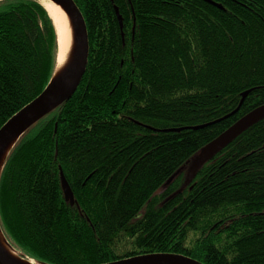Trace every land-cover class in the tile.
<instances>
[{
    "label": "trees",
    "instance_id": "1",
    "mask_svg": "<svg viewBox=\"0 0 264 264\" xmlns=\"http://www.w3.org/2000/svg\"><path fill=\"white\" fill-rule=\"evenodd\" d=\"M72 1L86 70L5 158L7 245L35 264L158 253L264 264V119L184 184L206 143L264 105V0ZM56 48L37 0H0V128L44 91Z\"/></svg>",
    "mask_w": 264,
    "mask_h": 264
},
{
    "label": "water",
    "instance_id": "2",
    "mask_svg": "<svg viewBox=\"0 0 264 264\" xmlns=\"http://www.w3.org/2000/svg\"><path fill=\"white\" fill-rule=\"evenodd\" d=\"M55 4L61 12H64L67 16L68 23L70 24L69 32L70 39L73 44V51L69 61L65 64V67L59 72H56V61L55 69L52 75V79L44 87V91L34 98L32 102L25 105L20 111L15 113L14 116L9 118L5 124L0 128V174L2 171L3 163L5 158L9 154L8 152L17 143V140L21 138L28 129L33 127L37 122L43 119L46 115L56 110L57 107L68 101L71 96L76 92L79 83L83 78L87 66L88 58V43H87V32L85 28V22L81 12L76 7L74 1L72 0H47ZM41 4V3H40ZM42 5V4H41ZM44 8V7H43ZM116 10V9H115ZM46 11V10H45ZM117 20L119 21V26H121V20L118 16L116 10ZM49 16V15H48ZM50 18V17H49ZM51 20V19H50ZM58 56V55H57ZM249 91L241 94V101L237 109L244 102L245 97ZM233 112L231 115L237 112ZM264 119V105L258 106V108L253 109L248 112L245 116L239 118L236 123L227 128L224 132L217 136V138L206 143V146L201 148L197 154L194 161L191 162L186 172L185 186H187L195 177L197 171L203 167L208 161L213 159L218 152L222 151L233 140H235L241 133L246 131L250 126L259 122V120ZM218 121V120H217ZM216 123V122H214ZM213 124V123H212ZM211 125V124H208ZM207 126V125H206ZM206 126H196L192 128L202 129ZM183 129L174 130H163L164 132H179ZM179 171H177L166 184L170 183L174 176ZM1 176V175H0ZM61 190L64 195V200L70 204V206L75 205L73 193H71L68 183L65 181L63 174H60ZM178 190L177 193H180ZM176 193V194H177ZM173 194L171 197H173ZM170 197V198H171ZM0 236L3 238L0 229ZM5 246L7 249H11L7 245L5 238H3ZM14 253L15 251L11 249ZM16 254V253H15ZM17 255V254H16ZM0 264H35L29 263L24 259L11 256L6 249L2 246L0 242ZM105 264H205L204 262L196 261L193 258H189L182 254L175 253H158V254H147V255H137L136 257H128L126 259L116 260L114 262H108Z\"/></svg>",
    "mask_w": 264,
    "mask_h": 264
},
{
    "label": "bare ground",
    "instance_id": "3",
    "mask_svg": "<svg viewBox=\"0 0 264 264\" xmlns=\"http://www.w3.org/2000/svg\"><path fill=\"white\" fill-rule=\"evenodd\" d=\"M38 3H41L46 13H48L51 23H53L54 31L56 34V72H59L65 67V64L69 61L71 53L73 51L72 40L70 39V33H68L70 24L68 23L67 16L52 2L47 0H37ZM58 55V56H57ZM3 230V229H2ZM4 232V231H3ZM0 242L4 249L7 250L11 256L17 258V255L11 250L7 249L4 243L3 238L0 236Z\"/></svg>",
    "mask_w": 264,
    "mask_h": 264
}]
</instances>
